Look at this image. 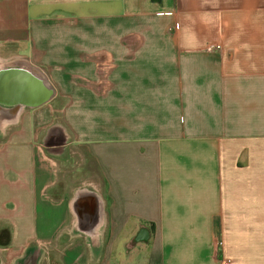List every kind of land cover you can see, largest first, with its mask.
I'll list each match as a JSON object with an SVG mask.
<instances>
[{"label": "crops", "instance_id": "obj_1", "mask_svg": "<svg viewBox=\"0 0 264 264\" xmlns=\"http://www.w3.org/2000/svg\"><path fill=\"white\" fill-rule=\"evenodd\" d=\"M0 59L56 91L0 135V264H264V0H0Z\"/></svg>", "mask_w": 264, "mask_h": 264}, {"label": "water", "instance_id": "obj_2", "mask_svg": "<svg viewBox=\"0 0 264 264\" xmlns=\"http://www.w3.org/2000/svg\"><path fill=\"white\" fill-rule=\"evenodd\" d=\"M55 95L53 84L41 68L25 59H0V134L7 126L16 124L25 110L47 104ZM149 239V229L142 227L133 242ZM32 261L31 264L35 259Z\"/></svg>", "mask_w": 264, "mask_h": 264}, {"label": "trees", "instance_id": "obj_3", "mask_svg": "<svg viewBox=\"0 0 264 264\" xmlns=\"http://www.w3.org/2000/svg\"><path fill=\"white\" fill-rule=\"evenodd\" d=\"M9 230H2L1 231V235H0V243L2 244V245H7V244H9L8 242L9 241H4V238L6 237L5 235L6 234H8L7 236L9 237Z\"/></svg>", "mask_w": 264, "mask_h": 264}, {"label": "built area", "instance_id": "obj_4", "mask_svg": "<svg viewBox=\"0 0 264 264\" xmlns=\"http://www.w3.org/2000/svg\"><path fill=\"white\" fill-rule=\"evenodd\" d=\"M219 245H220V247L222 246V242L221 241L219 242ZM231 263H232V261L230 259H228V258L222 259V264H231Z\"/></svg>", "mask_w": 264, "mask_h": 264}, {"label": "flooded vegetation", "instance_id": "obj_5", "mask_svg": "<svg viewBox=\"0 0 264 264\" xmlns=\"http://www.w3.org/2000/svg\"><path fill=\"white\" fill-rule=\"evenodd\" d=\"M31 256V255H30ZM31 258V257H30Z\"/></svg>", "mask_w": 264, "mask_h": 264}, {"label": "rangeland", "instance_id": "obj_6", "mask_svg": "<svg viewBox=\"0 0 264 264\" xmlns=\"http://www.w3.org/2000/svg\"><path fill=\"white\" fill-rule=\"evenodd\" d=\"M1 134H2V133H1ZM1 134H0V135H1Z\"/></svg>", "mask_w": 264, "mask_h": 264}]
</instances>
